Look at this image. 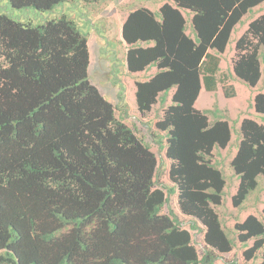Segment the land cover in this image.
Listing matches in <instances>:
<instances>
[{"label":"trees","instance_id":"1","mask_svg":"<svg viewBox=\"0 0 264 264\" xmlns=\"http://www.w3.org/2000/svg\"><path fill=\"white\" fill-rule=\"evenodd\" d=\"M74 1L95 0L8 3L40 15ZM171 1L174 7L165 3L155 12L130 11L120 32L126 70L156 69L135 83L137 111L145 115L157 101L164 104L173 89L156 127L166 132L179 209L204 227V251L198 254L172 211L162 213L168 196L156 180V156L116 116L125 106L123 85L116 82L113 106L89 82L88 39L74 19L21 22L0 12V264H217L218 254L232 250L213 208L224 179L210 161L213 148L228 145L231 125L208 120L207 112L217 110L200 111L194 103L202 88L217 90L232 32L264 0ZM261 49L264 13L234 46L231 73L249 87L261 77ZM222 89L226 98L236 96L233 85ZM252 108L264 123V94L255 95ZM263 123L244 118L237 128L230 162L239 180L236 206L264 177ZM236 228L240 243L254 239L244 257L258 251L264 264V223L248 217Z\"/></svg>","mask_w":264,"mask_h":264},{"label":"rangeland","instance_id":"2","mask_svg":"<svg viewBox=\"0 0 264 264\" xmlns=\"http://www.w3.org/2000/svg\"><path fill=\"white\" fill-rule=\"evenodd\" d=\"M168 3L174 7L171 0H95L90 3L66 2L56 5L49 11L40 15L30 10H17L9 6L8 0H0V12L8 14L15 20L21 22L32 21L39 23L42 18H59L66 15L74 19L78 29L88 39L89 66L88 80L96 87L98 92L113 106L118 105L117 94L119 93L118 81L124 88V109H116V116L130 126L137 137L148 144L155 154L158 164L157 183L168 196V203L164 206L162 213L168 214L169 210L177 218L179 226L191 234L192 244L199 255L205 248L203 242L204 227L192 217L183 215L177 202V189L169 180L170 160L166 157V132L159 131L156 123L162 119L164 110L171 105L173 89L169 91V98L164 104L157 101L151 111L141 115L136 108L135 83L147 81L155 73L154 67H149L143 72L129 73L125 67V54L127 47L121 39V25L130 11L146 8L152 12L157 11L163 4ZM181 11V10H180ZM187 20L188 16L181 11ZM264 13V3L254 8L250 13L243 16L241 22L236 25L232 32L225 51L220 55V70L217 90L207 92L203 88L194 103V108L200 111L216 109V113L207 112L208 120L227 121L231 128V138L225 148H213L210 161L220 171L224 179V189L221 203L213 206L218 214L226 232H229L230 239L234 241L230 252L218 254L217 264H258L260 253L255 252L250 259L244 257V252L253 245L254 239L240 243L237 239L241 231L236 226L243 223L248 217H255L259 222L264 223V177L257 179V186L239 205L232 203V197L238 187V177L230 167L237 144V128L244 118H249L263 123L252 108L253 99L256 94H264V52H259L261 77L255 87H249L238 81L231 73L232 59L234 58V46L236 40L245 32L250 21ZM187 22V21H186ZM189 21L187 31L189 30ZM228 76L227 80L223 75ZM230 76V77H229ZM113 80L115 82H113ZM233 85L236 91L234 98H226L223 94L224 85ZM226 116V117H225ZM214 122V121H213ZM236 122V123H235ZM264 125V123H263ZM168 188H174V193L167 194ZM196 224L197 229H192Z\"/></svg>","mask_w":264,"mask_h":264},{"label":"crops","instance_id":"3","mask_svg":"<svg viewBox=\"0 0 264 264\" xmlns=\"http://www.w3.org/2000/svg\"><path fill=\"white\" fill-rule=\"evenodd\" d=\"M202 90V89H201ZM200 94V93H199Z\"/></svg>","mask_w":264,"mask_h":264}]
</instances>
